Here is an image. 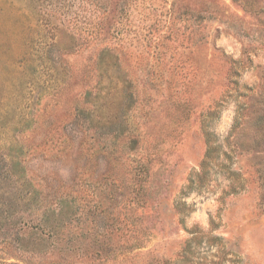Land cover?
<instances>
[{"label": "rangeland", "instance_id": "374dc122", "mask_svg": "<svg viewBox=\"0 0 264 264\" xmlns=\"http://www.w3.org/2000/svg\"><path fill=\"white\" fill-rule=\"evenodd\" d=\"M47 260L264 264V0H0V262Z\"/></svg>", "mask_w": 264, "mask_h": 264}, {"label": "trees", "instance_id": "16d2710c", "mask_svg": "<svg viewBox=\"0 0 264 264\" xmlns=\"http://www.w3.org/2000/svg\"><path fill=\"white\" fill-rule=\"evenodd\" d=\"M209 154H211V149L209 151ZM18 164L24 170V167L22 166V164L20 162ZM7 170H6V174L8 172ZM21 177H25L24 172H21ZM38 202H39L38 194L30 188L26 190V192H24V194H22V196L20 197V211H19V214H17L18 216L17 218H19L20 234L19 236L17 234L16 236L17 238L13 237V238H16L15 242H17L16 244H17L18 250L20 251L40 253V252L45 251L49 245V242L47 238L45 237L46 229L42 223H40L39 225L37 224V226L33 225V229L29 227L24 230L27 222L29 223L31 221L30 219L25 218L24 216L25 213L21 212V209H23V206L29 205V204H33V206L38 205ZM32 211L33 210H31L29 213H32ZM30 263L32 264H58L60 262L56 263L54 260H47V261H37V262L32 261ZM0 264H22V263L20 262H2L1 263L0 262Z\"/></svg>", "mask_w": 264, "mask_h": 264}]
</instances>
